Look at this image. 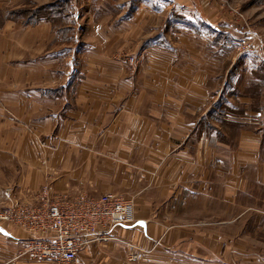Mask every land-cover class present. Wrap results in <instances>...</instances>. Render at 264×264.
Listing matches in <instances>:
<instances>
[{
	"label": "crops",
	"instance_id": "1",
	"mask_svg": "<svg viewBox=\"0 0 264 264\" xmlns=\"http://www.w3.org/2000/svg\"><path fill=\"white\" fill-rule=\"evenodd\" d=\"M19 1L0 0V14ZM155 4L126 14L117 32L91 14L82 27L76 7L78 55L47 21L0 28V213L15 217L0 221V264H55L26 252L19 219L42 205L45 187L134 203L137 221L99 234L73 264H261L246 236L252 203H241L252 182L264 187L262 134L244 131L230 147L200 126L218 91L207 47L223 54L206 28L233 30L209 18L199 27L193 5ZM158 17L154 33L148 20Z\"/></svg>",
	"mask_w": 264,
	"mask_h": 264
},
{
	"label": "rangeland",
	"instance_id": "2",
	"mask_svg": "<svg viewBox=\"0 0 264 264\" xmlns=\"http://www.w3.org/2000/svg\"><path fill=\"white\" fill-rule=\"evenodd\" d=\"M177 1L184 4L185 9L189 5L195 7L196 10L192 13H195L196 18H192L197 20V24L198 19L209 18L214 21H224V27L233 30V33L225 30L226 34L218 37L214 35V30L210 32L205 26L208 31L207 36L210 38L209 46L216 47L214 49L222 51L223 54L222 56L218 55V58L212 57L213 52L211 51L213 50L207 47L210 52V70L216 73L213 77L218 91L212 97L208 113L204 115V118L208 119L204 123L203 121L200 123L202 132L205 130L206 135L212 141L233 147L244 131H259L262 134V155L264 157V0ZM161 2H165V0H20L15 8L2 11L0 28L8 20L27 27L29 25L26 23L36 20V17L41 18L42 21L49 18L51 22H47L52 25L58 44L77 46L80 48V50H75L78 55L83 52V46L82 42L78 43L76 36L78 35L81 40L83 31L78 29L76 7L82 12L80 20L82 27L90 26L91 14L96 20L101 19L107 26L112 27L113 32H117L121 28L120 24L126 14L129 17L130 15L135 17L143 3L155 8V3ZM58 5L60 9L62 7V11L59 8L54 11L55 17L53 18L48 8ZM181 12H186V10H181ZM12 13L14 14L12 15ZM58 13L62 15L59 16ZM71 17H74L75 23ZM160 20L166 26L165 18H160ZM148 21L151 24L150 30L156 33L160 28L159 17ZM198 25L201 27V23ZM170 41L175 47L178 43L177 36L172 35ZM124 51L129 52V49ZM63 53L68 52L63 51ZM121 55L123 54L118 53L111 58L122 59ZM130 59L134 61L129 63ZM125 60L130 65L137 63L134 56H129ZM197 135L200 134L197 133ZM46 189L49 190L48 196L52 198L48 187H45L39 196H42ZM9 194L11 196L10 192ZM82 196L90 197L84 194L58 197L72 199ZM249 203H252L253 210L252 216L246 218V225L250 230L246 236L250 237L248 242L252 244V256L257 257V262L262 264V262L264 263V187L259 186L255 181L252 182V197L247 196L241 204Z\"/></svg>",
	"mask_w": 264,
	"mask_h": 264
},
{
	"label": "built area",
	"instance_id": "3",
	"mask_svg": "<svg viewBox=\"0 0 264 264\" xmlns=\"http://www.w3.org/2000/svg\"><path fill=\"white\" fill-rule=\"evenodd\" d=\"M132 63L134 60H128ZM43 191V203L31 210L22 209L20 218L27 222L29 238L26 252L34 258L56 264H72L99 234L116 226L135 223L132 201L111 194L97 198L48 196ZM9 198L10 194L6 193ZM19 207V204L15 206ZM14 208V207H13ZM14 211L0 213V221H13ZM137 255L130 258L136 261Z\"/></svg>",
	"mask_w": 264,
	"mask_h": 264
},
{
	"label": "trees",
	"instance_id": "4",
	"mask_svg": "<svg viewBox=\"0 0 264 264\" xmlns=\"http://www.w3.org/2000/svg\"><path fill=\"white\" fill-rule=\"evenodd\" d=\"M58 8L60 9V7H59V5L58 6H50L48 9H49V12H50V14H51V16L54 18L55 16H54V11H56V10H58ZM61 11H62V7H61V9H60ZM64 13V12H63ZM14 13H12V15H13ZM59 14V16H61L62 14L61 13H58ZM68 15V14H67ZM58 17V16H57ZM75 17V16H74ZM74 17H71L72 18V21H73V23H75V19H74ZM43 20H46V21H50V19L48 18H45V19H43ZM42 21V19L41 18H37L36 17V20H30V21H28L27 23H26V25H35V24H38L39 22H41ZM2 22V21H1ZM51 22V21H50ZM0 26H1V24H0Z\"/></svg>",
	"mask_w": 264,
	"mask_h": 264
}]
</instances>
